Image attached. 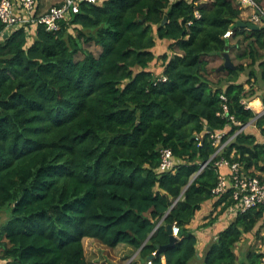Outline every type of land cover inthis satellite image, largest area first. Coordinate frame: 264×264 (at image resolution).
Masks as SVG:
<instances>
[{
	"label": "trees",
	"instance_id": "1",
	"mask_svg": "<svg viewBox=\"0 0 264 264\" xmlns=\"http://www.w3.org/2000/svg\"><path fill=\"white\" fill-rule=\"evenodd\" d=\"M242 13L237 0H101L82 3L57 31L21 27L3 40L0 209L11 213L0 226L1 264H91L85 238L149 258L175 223L177 241L153 264H261L263 253L240 258L236 248L264 223V206L239 213L202 250L189 228L205 202L222 205L205 227L234 203L231 190L212 193L226 169L209 128L227 140L246 125L223 155L264 170V114L250 123L257 113L243 102L264 105L250 81H264V23L240 26ZM229 29L247 42L238 57L251 69L244 81V64L225 68L214 85L210 58L233 47ZM159 42L170 50L160 55L166 80L153 68ZM163 147L181 160L174 171L160 169Z\"/></svg>",
	"mask_w": 264,
	"mask_h": 264
},
{
	"label": "built area",
	"instance_id": "2",
	"mask_svg": "<svg viewBox=\"0 0 264 264\" xmlns=\"http://www.w3.org/2000/svg\"><path fill=\"white\" fill-rule=\"evenodd\" d=\"M101 0H61L57 4L51 5L47 9L42 8L40 0H1L0 1V21L4 27L0 32V44L4 39L8 38L15 30L26 27L30 36L35 34V28L39 25H44L49 31H57L61 28L62 21L67 19L71 13H78L80 11L81 4L97 3ZM192 2L194 0H187ZM206 2V0H201ZM243 9V17L245 18L246 9L251 8L252 11L247 15L250 22L261 25L264 23V7L258 0H237ZM197 17L201 16L199 10L195 11ZM7 34V37L5 35ZM233 30L229 29L225 37L231 38ZM167 77L164 74H159L158 80H166ZM221 98L226 101L227 97L225 93L221 94ZM246 104V108H252L256 111L257 115L251 120L250 123H254L260 116L264 114V106L260 110H256L252 101H243ZM225 114L228 112V105H224ZM220 114V113H219ZM231 120H235L234 116H231ZM246 127L244 125L236 133L231 135L227 140H224L226 130L210 132V137L213 140V144L216 147L214 153L215 156H221L216 161V166L219 169H226L219 175L218 184L212 189V193L215 195H223L228 191H232V197L234 199L233 205L229 210L237 216L239 213L246 212L250 209L259 208L264 206V170H258L256 174H252L250 170H246L244 165L239 161H231L229 158L223 155V151L228 143H230L236 135ZM173 150L168 147L161 148V161L160 169L162 171H174L180 163ZM207 162L202 165L199 172L204 169ZM173 234L179 237L180 227L176 223L172 225ZM157 256V251L153 252ZM264 254V251H263ZM149 259V258H148ZM153 259L148 260V264H153ZM261 264H264V255L261 257Z\"/></svg>",
	"mask_w": 264,
	"mask_h": 264
},
{
	"label": "rangeland",
	"instance_id": "3",
	"mask_svg": "<svg viewBox=\"0 0 264 264\" xmlns=\"http://www.w3.org/2000/svg\"><path fill=\"white\" fill-rule=\"evenodd\" d=\"M61 0H42V8L47 9L53 4L59 3ZM262 6L264 7V0H260ZM252 11L251 8L246 9L245 18L246 21H249L247 15ZM242 37L239 39H232L231 44L233 47L228 49V54L231 57L233 63L235 65L244 64L247 67V71L242 73L240 76V80L247 81L248 72L251 69L249 66L251 59L250 58H239L238 54L243 52L247 48V42L240 43ZM88 47L93 50L96 54H99L101 51V47L91 44ZM157 55L159 58L157 62L153 65V68L156 71H161L160 67L163 66L162 59L160 55L165 52L169 51L168 43L166 42H159L158 47L156 48ZM210 65L208 69V77L213 81L214 85H219L218 82L220 79H224L227 73L224 70H218L219 66L224 64L225 56L224 55H214L210 58ZM160 74V72L158 73ZM253 82L254 90L258 94H262L264 92V81L261 79L251 78L250 80ZM250 84V83H249ZM257 99V98H255ZM254 101V100H253ZM261 101V98H260ZM262 102V101H261ZM262 104V103H261ZM260 107L264 106L263 104ZM253 106H256L253 104ZM259 108V105L257 106ZM257 107L256 110L258 109ZM255 123V122H254ZM253 123V124H254ZM11 209L9 207H4L0 209V226L4 224L10 217ZM212 217V213L207 216ZM209 220V219H207ZM208 227L204 225H200L199 229L206 230ZM201 241V240H200ZM85 251L88 260L91 264H148V258H143L139 255L138 251H134L130 246L126 244H120L115 248H110L97 240L92 238H85L84 239ZM199 248L202 250L201 243L199 244ZM250 250H258V252L263 253L264 251V224L260 227H257L253 232L248 234H244L242 240L238 243L236 252L240 258H245L246 254ZM1 264V262H0ZM195 264H199V262H195Z\"/></svg>",
	"mask_w": 264,
	"mask_h": 264
},
{
	"label": "crops",
	"instance_id": "4",
	"mask_svg": "<svg viewBox=\"0 0 264 264\" xmlns=\"http://www.w3.org/2000/svg\"><path fill=\"white\" fill-rule=\"evenodd\" d=\"M257 99H260V98H257ZM261 107L260 106L259 108L257 107L258 108L257 110H260ZM221 207L222 205L216 206L214 200L205 202L202 208L197 211L195 218L189 225V228L198 236L199 244L201 243L202 245L201 247L203 248L208 241L217 237L218 232L221 229H223L226 225H228L229 222L232 221V218L236 217L235 214H233L228 209V211L219 215L214 225L208 227L206 230L199 229L200 225H203L207 221L208 218L206 217L209 216L211 213H212V216H214L221 209ZM197 246L199 248V245Z\"/></svg>",
	"mask_w": 264,
	"mask_h": 264
},
{
	"label": "water",
	"instance_id": "5",
	"mask_svg": "<svg viewBox=\"0 0 264 264\" xmlns=\"http://www.w3.org/2000/svg\"><path fill=\"white\" fill-rule=\"evenodd\" d=\"M166 20H167V17L165 16V18H164V20L162 22L163 25L165 24ZM238 25L243 26L245 28H249V29H259L260 28L259 25L254 24L253 22H250V21L243 20V19L238 21ZM5 37H7V34L5 35ZM229 47L230 46L228 45V48ZM228 48L223 54L225 56V62H224V64L219 66L218 70H223L225 68H231V69H236L237 68V65H235L233 63L231 57L228 54ZM213 53H215V52H213ZM209 130H211V129L209 128ZM167 229H168V232L170 234V242H169L168 245L159 247L158 250H157V255L163 253V251L167 247L173 246L175 244V242L177 241V239H178V237L173 234V228H172L171 224L167 226ZM138 253H139V250H138ZM154 257H155V254H152V255L149 256V259H153Z\"/></svg>",
	"mask_w": 264,
	"mask_h": 264
},
{
	"label": "bare ground",
	"instance_id": "6",
	"mask_svg": "<svg viewBox=\"0 0 264 264\" xmlns=\"http://www.w3.org/2000/svg\"><path fill=\"white\" fill-rule=\"evenodd\" d=\"M261 101H262V100H261ZM261 101H260V99H256V100H254V101L252 102V104H254V105H256V106H258V105L260 106V104L262 103ZM254 107H255V106H254Z\"/></svg>",
	"mask_w": 264,
	"mask_h": 264
}]
</instances>
